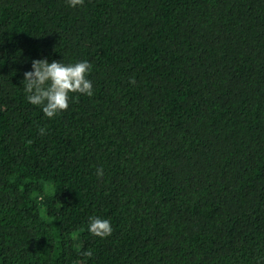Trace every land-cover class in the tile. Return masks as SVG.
<instances>
[{
  "label": "trees",
  "instance_id": "obj_1",
  "mask_svg": "<svg viewBox=\"0 0 264 264\" xmlns=\"http://www.w3.org/2000/svg\"><path fill=\"white\" fill-rule=\"evenodd\" d=\"M43 57L94 94L46 117ZM0 264H264V0H0Z\"/></svg>",
  "mask_w": 264,
  "mask_h": 264
},
{
  "label": "clouds",
  "instance_id": "obj_2",
  "mask_svg": "<svg viewBox=\"0 0 264 264\" xmlns=\"http://www.w3.org/2000/svg\"><path fill=\"white\" fill-rule=\"evenodd\" d=\"M84 0H68L71 7L83 4ZM92 64L87 59L75 62L62 60L49 61L46 57L33 58L29 70L23 72L22 86L27 101L40 106L46 117L53 118L68 109L70 100L76 99L71 93H80L91 97L94 86L89 74ZM134 83L135 81H131ZM40 134L46 129L41 127ZM96 175H104L103 168L96 169ZM88 231L93 235L105 238L111 235L113 228L110 218L93 215L88 218ZM83 257L91 258L94 251L89 248L82 253Z\"/></svg>",
  "mask_w": 264,
  "mask_h": 264
}]
</instances>
